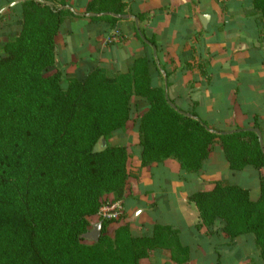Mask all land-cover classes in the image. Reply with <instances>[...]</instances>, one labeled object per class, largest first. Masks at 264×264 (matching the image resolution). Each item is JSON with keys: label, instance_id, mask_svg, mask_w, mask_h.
<instances>
[{"label": "trees", "instance_id": "16d2710c", "mask_svg": "<svg viewBox=\"0 0 264 264\" xmlns=\"http://www.w3.org/2000/svg\"><path fill=\"white\" fill-rule=\"evenodd\" d=\"M0 1L3 8L14 0ZM61 6L69 5L63 0H24L10 8L14 17L9 25L18 28L17 35L0 46V264H140L157 251H167L173 264H186L205 238L222 236L229 246L251 244L257 264H264V153L257 136L223 120H205L197 109L208 104L203 95L180 108L170 96L171 75L160 67L165 95L162 75H151L156 65L150 58L137 57L123 71L98 66L84 78L67 75L65 68L81 41L77 32L69 31L75 47L60 58L54 39L63 22L104 21L111 27L119 20L86 17ZM250 12L260 24L258 40L264 47V0H251ZM87 13L127 14L121 0H89ZM141 36L145 39L142 30ZM135 37L142 48L148 46L137 32ZM146 41L155 46L154 40ZM133 97L147 108L133 119L140 168L161 166L166 160L177 163L178 179L190 190L187 200L198 213L195 230L204 227L203 237L192 236L168 214L167 223L155 220L141 229L132 221L118 224L112 236L99 218L98 242L80 240L103 197L123 199L129 154L117 134L125 133ZM250 128L262 133L256 123ZM209 130L235 132L217 136ZM215 149L232 176L254 172V198L249 187L226 179L212 183L208 191L190 188L193 180L200 183ZM158 204L153 202L145 213L154 218Z\"/></svg>", "mask_w": 264, "mask_h": 264}, {"label": "crops", "instance_id": "0c3cea01", "mask_svg": "<svg viewBox=\"0 0 264 264\" xmlns=\"http://www.w3.org/2000/svg\"><path fill=\"white\" fill-rule=\"evenodd\" d=\"M63 1L79 15L85 14L89 2ZM121 1L129 18L119 20L111 27L104 21L63 22L60 34L54 39L60 58H63L64 51L75 47L67 35L69 31L77 32L81 41L80 48L71 55V64L65 68L67 75L84 78L98 66L108 67L113 72L123 71L137 57L150 58L156 65L150 69L153 77L159 71L163 78L161 66L171 75L168 80L171 84L170 96L180 108L185 110L189 105L188 100L195 101L203 95L208 104L197 109L205 120H223L227 125L240 129L250 128L256 123L264 138V47L259 45L261 27L257 17L251 15V0ZM4 3L0 1V9ZM136 15L140 18H136ZM200 15L209 16L205 29L200 23ZM141 30L146 40H154V47L141 36ZM135 32L143 42L146 41V48L141 47ZM112 33H116L118 39L108 45L106 38ZM3 43L0 42V46ZM190 88L194 89L193 93ZM181 94L185 97H179ZM131 103L137 105V115L147 109L145 102L137 97H133ZM130 122L132 126L128 136L130 144H134L131 147H134L138 144V136L132 120ZM214 152L220 157V150L215 149ZM212 155L213 152L206 170L212 162ZM134 156L131 158L136 168L132 171H136V174L129 175V189H125L122 202L127 212L132 211V221L136 227L152 226L155 220L167 223V215L172 214L192 236L203 237L206 231L204 227L195 230L200 223L198 213L194 204L187 200L190 190L178 179L177 163L166 160L161 166L140 168L138 157L136 154ZM205 173L200 176V183L193 180L189 184L191 189L208 191L212 183L221 179L258 188L256 176L252 174L246 177L241 173L236 175L237 181L232 182L233 176L222 160L212 164ZM261 175L264 177V168ZM153 202L159 204L153 211L155 217L151 218L144 210ZM95 218L90 219L95 221ZM211 240L205 238L199 253L193 254L186 264H257V253L251 244L234 242L233 246H229L224 236ZM140 264L173 263L167 251H157L142 259Z\"/></svg>", "mask_w": 264, "mask_h": 264}, {"label": "rangeland", "instance_id": "374dc122", "mask_svg": "<svg viewBox=\"0 0 264 264\" xmlns=\"http://www.w3.org/2000/svg\"><path fill=\"white\" fill-rule=\"evenodd\" d=\"M57 1V0H55ZM3 14H6L5 15V20L4 22H0V42H6L7 41V38L10 37V38H13L14 35H17V31H18V28L15 27V26H10L9 23H11V20L13 17H14V12L13 11H9L7 10L6 12H4ZM1 26H4L1 28ZM106 44L108 45H111V44H114L112 42H107L106 41ZM108 68V67H106ZM131 117H130V121L132 120V123L134 122L133 119H135L136 117V105L131 103ZM128 121L125 125V133L122 135V133H118L117 134V138H119L121 140V143H124V146L126 147L127 149V153L129 154V158L127 159V162H126V171L128 173V175L130 174H136V171H132V169H135L136 167L133 166V160L132 158L135 157V147L136 146H132L131 145H134V144H130L131 143V139H129V136H128V131L130 130L131 128V122ZM134 124V123H133ZM264 131V129H262ZM121 134V136H120ZM124 137V138H123ZM117 138L112 141L113 143H116L117 141ZM118 139V140H119ZM123 139V141H122ZM124 139H125V142H124ZM264 138L262 137V140ZM137 143H138V137H137ZM129 144V145H128ZM263 145H264V142H263ZM130 146V148H129ZM132 157V158H131ZM221 160H223L221 157L217 156L215 154V152H213V155H212V162L211 164L209 165V168L206 170V173L209 171L210 167L212 166V164H215L216 162H221ZM223 162V161H222ZM224 164V162H223ZM225 165V164H224ZM140 167V166H139ZM241 174V173H240ZM244 174L246 175V177H248L249 175H253L254 172L250 169H247L246 171H244ZM236 175H239V174H235L231 181L232 182H235L237 181L238 177ZM129 185V184H128ZM246 187H249L251 190H252V197L254 198L255 197V194L257 193V188L253 187L251 184H245ZM125 189H129V187L127 188V181H126V185H125ZM124 189V191H125ZM124 194V193H123ZM123 200V199H122ZM121 201H118V202H114L112 201V197L111 195L110 196H105L101 199V208L98 212L97 215H94V216H91V217H96L95 218V221H93V219L91 220L90 218L91 217H88L87 218V222L89 223V230H91L92 226L94 224H96L97 222H99V216L101 214L102 215H105L103 217L104 219V226H106V231L109 232L110 236H112V234L110 232H112V230L118 225V224H121V223H124V222H131L132 221V218H133V215H132V211L130 210L129 212H127L124 208V204L123 202ZM127 212V213H126ZM90 220V221H89ZM133 222V221H132ZM134 223V222H133ZM136 226V225H135ZM84 244H90L89 242H85L83 241Z\"/></svg>", "mask_w": 264, "mask_h": 264}, {"label": "water", "instance_id": "95a60500", "mask_svg": "<svg viewBox=\"0 0 264 264\" xmlns=\"http://www.w3.org/2000/svg\"><path fill=\"white\" fill-rule=\"evenodd\" d=\"M23 1L24 0H15V1L9 3L8 5L3 7L2 9H0V15L3 14L4 12H6L7 10H9L10 8L14 7L15 5L20 4ZM46 5L51 6V3L50 2H46ZM60 9H67V10L73 12V10L69 6H64V7L61 6ZM84 15L86 17H99V16H104L105 15V16H109V17H112V18H115V19H118V20H126V19L129 18V16H127V15H114V14H100V15H97V14L87 13V14H84ZM199 20H200V23H201L202 27L205 29L207 24H208V21H209V16L208 15H200L199 16ZM144 42L146 43V41H144ZM152 50L154 51V48H152ZM163 78H164V90H165V95H166L167 92H166V86H165V75H164V73H163ZM168 104H169V106L171 108H173L174 110L177 111L175 106L170 101H168ZM179 113L181 115L189 118V119L196 120V118H194L190 114H186V113H183V112H179ZM209 131H210V133H213V134H215L217 136H224V135H228V134H231V133L235 132V131L215 132V131H212V130H209ZM239 131H250V132H253L257 136L260 150L262 151V153H264L263 140H262L261 133H260V131L258 129H256V128H245V129H241ZM101 144H102V146L105 145L104 139L101 140ZM101 230H102V222H97L96 224H94L92 226L91 230L87 231L86 233H84L83 235L80 236V240L81 241H85V242H89V243H97L98 240H99V237L101 235Z\"/></svg>", "mask_w": 264, "mask_h": 264}, {"label": "built area", "instance_id": "2783aa9c", "mask_svg": "<svg viewBox=\"0 0 264 264\" xmlns=\"http://www.w3.org/2000/svg\"><path fill=\"white\" fill-rule=\"evenodd\" d=\"M118 39V35L116 34V33H112L111 35H109L107 38H106V41L107 42H112V43H114L116 40ZM105 215H102L101 216V214H100V218H102L103 219V217H104ZM104 220V219H103Z\"/></svg>", "mask_w": 264, "mask_h": 264}]
</instances>
